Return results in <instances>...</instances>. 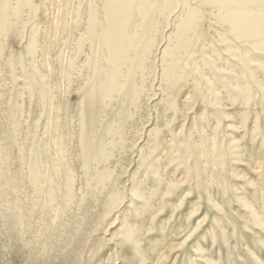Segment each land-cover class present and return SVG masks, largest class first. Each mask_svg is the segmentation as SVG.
<instances>
[{"label":"rangeland","instance_id":"obj_1","mask_svg":"<svg viewBox=\"0 0 264 264\" xmlns=\"http://www.w3.org/2000/svg\"><path fill=\"white\" fill-rule=\"evenodd\" d=\"M0 264H264V0H0Z\"/></svg>","mask_w":264,"mask_h":264},{"label":"bare ground","instance_id":"obj_2","mask_svg":"<svg viewBox=\"0 0 264 264\" xmlns=\"http://www.w3.org/2000/svg\"><path fill=\"white\" fill-rule=\"evenodd\" d=\"M138 1H139V0H138ZM116 2L119 3V0H116ZM114 4H115L114 2H112V3H108L107 8H108V9H109V8H110V9H113ZM116 5H117V4H116ZM120 5H121V4H120ZM117 6H118V5H117ZM115 7H116V6H115ZM108 9H107V10H108ZM120 13H121V12H120ZM150 13H151V12H150ZM150 17H151V16H150ZM146 19H147V18H146ZM152 19H153V18H152ZM143 20H144V19H143ZM139 22H140V21H139ZM147 22H148V21H147ZM93 28H94V27H93ZM125 31H126V30H125ZM105 34H106V33H105ZM111 37H112V36H111ZM88 38H89V37H88ZM102 38H103V37H102ZM104 39H105V38H104ZM102 40H103V39H102ZM103 41H104V40H103ZM100 43H101V42H100ZM111 43H112L111 45L115 47V45L113 44V43H114V42H113V39H111ZM116 43H117V42H116ZM104 46H105V45H104ZM112 46H111V47H112ZM82 48H83V47H82ZM77 51H78V50H77ZM78 52H79V51H78ZM81 52H82V51H81ZM117 58H118V57H117ZM114 59H115V57H114ZM118 62L120 63V61H118ZM104 64H105V63H104ZM106 64H107V63H106ZM109 64H110V63H109ZM114 64H115V63H114ZM110 65L113 66V63L110 64ZM117 65H118V64H117ZM97 68H98V67H97ZM104 68H105V67H104ZM117 70H118V69H117ZM96 73H97V72H96ZM124 78H125V77H124ZM125 79H126V78H125ZM129 79H131V78H129ZM129 79H128V80H129ZM129 81H130V80H129ZM127 82H128V81H126V83H127ZM104 83H105V82H104ZM107 84H108V83H107ZM109 85H110V84H109ZM109 85H107V86H108V87L113 86V85H111V86H109ZM127 85H128V84H127ZM117 87H118V86H115V87H114V90L116 89V92H117L118 90H120V89L117 90ZM100 88H101V87H100ZM110 89H111V88H110ZM110 89H109V90H110ZM103 90H104V89H103ZM109 90H107V91H109ZM112 90H113V87H112L111 91H112ZM114 90H113V91H114ZM114 92H115V91H114ZM103 93H104V92H103ZM106 93H107V92H106ZM119 93H120V92H119ZM100 95H102V94H100ZM100 95H99V96H100ZM99 96H98V97H99ZM105 96H107V95H105ZM109 96H111V95H109ZM99 98H100V97H99ZM187 98H188V97H187ZM129 99H130V98H129ZM131 100H132V99H131ZM121 102H122V101H121ZM121 102H119V103H121ZM122 103H123V102H122ZM123 106H124V105H123ZM127 108H128V107H127ZM124 112H125V111H124ZM261 189H262V188H261ZM163 256H164V255H163ZM165 257H166V256H165ZM161 258H162V256H161Z\"/></svg>","mask_w":264,"mask_h":264}]
</instances>
